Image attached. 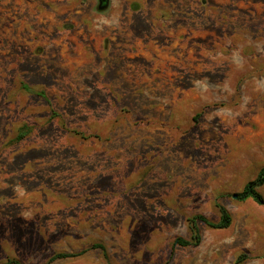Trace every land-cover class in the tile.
Segmentation results:
<instances>
[{
  "label": "rangeland",
  "instance_id": "374dc122",
  "mask_svg": "<svg viewBox=\"0 0 264 264\" xmlns=\"http://www.w3.org/2000/svg\"><path fill=\"white\" fill-rule=\"evenodd\" d=\"M98 6L0 0V264H264V0Z\"/></svg>",
  "mask_w": 264,
  "mask_h": 264
},
{
  "label": "trees",
  "instance_id": "16d2710c",
  "mask_svg": "<svg viewBox=\"0 0 264 264\" xmlns=\"http://www.w3.org/2000/svg\"><path fill=\"white\" fill-rule=\"evenodd\" d=\"M24 91L27 94H30L32 96H36L41 99H46V93L40 90H33L29 88L27 85H23ZM53 116H56L55 114ZM30 129L28 126H24L21 128L20 133L18 134L16 138V142L20 143L22 142L29 134ZM264 186V167L260 170L255 180L249 182L244 190L238 194V199L242 202L253 200L257 203H262V196L258 192V189ZM219 210V220L217 222H211L204 216H197L194 217L191 220V238L186 240L183 238H178L175 240V245L181 246V247H197L201 244L202 237L200 233L199 225L200 223H203L207 225L209 228L217 229V230H224L228 229L232 225V216L228 212V210L221 206H217ZM93 248L95 249H101L105 253L104 246L101 245H95ZM75 255L71 254H59L51 259L50 262H53L55 260L64 259V258H70L74 257ZM245 257H240L235 264H241ZM7 264H20L19 262H13L10 261Z\"/></svg>",
  "mask_w": 264,
  "mask_h": 264
},
{
  "label": "water",
  "instance_id": "95a60500",
  "mask_svg": "<svg viewBox=\"0 0 264 264\" xmlns=\"http://www.w3.org/2000/svg\"><path fill=\"white\" fill-rule=\"evenodd\" d=\"M109 4H110V0H99V6H98L99 11L107 10V8L109 7ZM233 198L237 199L238 194H235Z\"/></svg>",
  "mask_w": 264,
  "mask_h": 264
}]
</instances>
